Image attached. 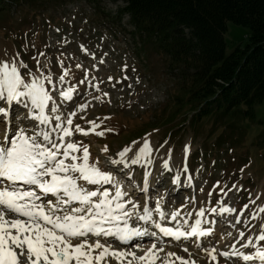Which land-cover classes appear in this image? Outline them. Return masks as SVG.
Returning <instances> with one entry per match:
<instances>
[{"label": "rangeland", "instance_id": "1", "mask_svg": "<svg viewBox=\"0 0 264 264\" xmlns=\"http://www.w3.org/2000/svg\"><path fill=\"white\" fill-rule=\"evenodd\" d=\"M45 2L43 7L16 8L0 15V62H23L27 68L20 67L22 75L43 72L53 77V83L67 71L64 87L76 89L74 101L58 103L62 111L65 106L70 111L73 103L87 104L86 110L73 118V128L79 125L88 134L74 132L72 140L88 147L90 163L98 162L102 171L111 172L119 181L125 180L127 197L141 209L146 203L154 209L163 195V209L180 210L192 224L199 218L201 208H219L221 202L233 207L235 212L231 215L206 211L209 222H222L223 218L227 226L234 225L213 240L212 244L217 245L223 234L224 243L220 242L218 253L234 243L239 231L245 232L244 240L256 234L264 224V212L260 211L264 208V104L257 107L254 120H233L229 116L218 127L212 121L190 125L192 113L187 115L186 109H179L180 99L185 96L184 85L168 73L164 57L152 50L139 54L133 45L123 41L121 33H113L120 26L116 17L109 19L107 14L115 15L124 5L122 2L103 1L104 13L98 14L101 16L76 2L63 8L61 0ZM127 21L125 17L122 22ZM227 26L225 40L230 54L237 46L248 43L249 30L232 22ZM24 78L29 79L27 75ZM52 94L56 96L55 92ZM16 108L13 105L14 111ZM20 111L27 113L22 107ZM92 121L98 125L94 131ZM33 124L31 120L23 121L24 126ZM3 126L0 125V136L6 131ZM8 127L13 135L15 123ZM98 132L104 135H97ZM145 142L152 150L150 166L124 169L110 163L109 158L118 159L125 147H131L127 154L131 157ZM164 161L173 171L163 168ZM148 172L150 175H146ZM126 173H131L130 177ZM175 175L180 176L179 185L173 182ZM188 176L192 178L191 186ZM145 181L147 193L141 191ZM171 200L178 201L174 207ZM252 215L257 218L252 219ZM237 218L239 224L235 223ZM260 245L264 246V241ZM185 247L188 252L183 250ZM160 248L163 251L158 253L156 264H180L176 256L195 264H217L202 246L157 244ZM129 250L143 255L138 249ZM169 253L175 255L169 257ZM218 264L232 261L218 255Z\"/></svg>", "mask_w": 264, "mask_h": 264}, {"label": "snow or ice", "instance_id": "2", "mask_svg": "<svg viewBox=\"0 0 264 264\" xmlns=\"http://www.w3.org/2000/svg\"><path fill=\"white\" fill-rule=\"evenodd\" d=\"M20 67L27 65L0 62V124L7 130L10 123H15L13 137L3 138L7 146L0 143V264H110V260L116 264H156L158 253L163 251L157 249V243H162L163 238L179 242L195 237L193 243L200 248L202 240L213 231L205 227L209 224L206 211L222 216L235 212L233 207L223 206L221 202L219 208H201L199 218L189 224L180 210L163 209L160 202L163 195L154 209L147 203L141 209L131 198L126 200L128 194L116 176L102 171L98 162L90 163L88 147L72 140L74 132L88 134L79 125L73 128V118L84 112L87 104L73 103L70 111L66 106L61 110L58 100L73 102L76 92L73 87H64L67 71L53 83V77L43 72L29 71L24 74L29 77L26 80ZM13 105L17 106L15 111ZM21 107L27 109L26 114L20 111ZM25 120L34 124L24 126ZM90 123L94 131L98 125L94 121ZM97 135L103 136L104 132ZM131 151V147H125L118 153V159L109 158L110 163L124 169L152 164L148 142L129 157ZM163 168L173 171L168 161H164ZM126 175L130 177L131 173ZM187 179L191 186V176ZM173 182L179 185L180 176L175 175ZM141 191L147 193V181ZM260 211L264 212V208ZM154 213L158 219L154 220ZM132 221L151 222L158 231L149 232ZM235 223L239 224L240 219ZM145 236L151 238V247L133 245V249L139 248L144 255L113 246L114 242L129 245ZM244 238L245 232L239 231L229 250L218 253L216 245L209 244L204 246V251L217 264L218 255L229 260L235 258L242 264H264V246L259 243L264 241V224L252 237ZM183 250L188 252L186 247ZM175 259L180 264H195L179 256Z\"/></svg>", "mask_w": 264, "mask_h": 264}, {"label": "trees", "instance_id": "3", "mask_svg": "<svg viewBox=\"0 0 264 264\" xmlns=\"http://www.w3.org/2000/svg\"><path fill=\"white\" fill-rule=\"evenodd\" d=\"M48 0H0V15ZM75 0H61L62 4ZM95 6L103 0H78ZM123 2L141 50L164 57L168 73L182 80L180 110L189 124L254 120L264 104V0H108ZM36 4V5H35ZM249 30L248 43L227 54V23ZM137 44V42L135 43ZM188 107V108H187Z\"/></svg>", "mask_w": 264, "mask_h": 264}, {"label": "bare ground", "instance_id": "4", "mask_svg": "<svg viewBox=\"0 0 264 264\" xmlns=\"http://www.w3.org/2000/svg\"><path fill=\"white\" fill-rule=\"evenodd\" d=\"M1 125V124H0ZM5 127V126H4ZM6 132V131H5ZM5 136H7V134L5 135H3L1 138L3 139ZM10 136V133H8V137ZM129 207H131V205H129ZM225 222H227V221H225ZM192 224H194V222H192ZM171 226V225H170ZM147 227L148 228H151V230H156V231H158L157 229H155V227L153 226V224L151 223V222H149V223H147ZM211 228H213V232H217V229L214 227V225H212L211 226ZM197 239V238H196ZM175 241V240H174ZM183 241V240H182ZM182 241H179V242H182ZM176 242H178V241H176ZM230 246V245H229ZM229 246H227L224 250L225 251H227V250H229ZM150 246H148V247H144L143 249H147V248H149ZM116 248V247H115ZM138 251L139 252H141V254L143 253V255H144V251H142V250H140V249H138ZM198 254V253H197ZM192 256V255H191ZM197 257V256H196ZM192 258V257H191ZM234 259V258H233ZM110 264H116V261L115 260H110Z\"/></svg>", "mask_w": 264, "mask_h": 264}]
</instances>
